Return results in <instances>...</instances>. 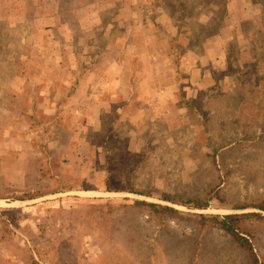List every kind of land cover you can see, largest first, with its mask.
<instances>
[{"label":"rangeland","instance_id":"obj_1","mask_svg":"<svg viewBox=\"0 0 264 264\" xmlns=\"http://www.w3.org/2000/svg\"><path fill=\"white\" fill-rule=\"evenodd\" d=\"M130 1L0 0V264H251L199 220L264 216V32L192 68L223 0ZM241 226L264 264V219Z\"/></svg>","mask_w":264,"mask_h":264},{"label":"crops","instance_id":"obj_2","mask_svg":"<svg viewBox=\"0 0 264 264\" xmlns=\"http://www.w3.org/2000/svg\"><path fill=\"white\" fill-rule=\"evenodd\" d=\"M134 2L133 0L130 1L132 5ZM223 21L222 24L218 27V29L213 32L205 35L204 41L201 47L199 46H192L187 48V46L181 48V53L185 54L181 56L182 59L187 58L186 61L193 63V67L199 68V64H204L207 62L214 67L219 66L220 64H224L227 62L228 58V42L230 39H234L236 44L239 46L240 52L244 53L249 50L250 48L244 45L242 42V38H245L250 35V30L254 29L253 31H261L264 32V0H223ZM212 5H207V7H203L201 5L199 7L200 11L197 15V21L203 25H209L212 21L215 20V10H216V2H212ZM126 5V4H124ZM128 5V4H127ZM135 14L133 13V18L131 16H127L128 19H135ZM121 18H124L121 16ZM154 38V37H153ZM151 38V39H153ZM155 40V38H154ZM185 45V44H184ZM145 51L147 53H154L157 52L158 56L154 57V62L149 64V68L151 67H163V63H170V57H163L160 55L161 46L148 45L146 46ZM162 56V57H160ZM150 60V59H149ZM138 67V66H137ZM201 68V67H200ZM153 76L152 74L148 73V76L145 77V81L153 79V83L158 85L157 77ZM140 79V78H139ZM138 79V81H139ZM156 98H146L149 100L155 99L156 102L160 103V107H164V103L166 105L167 102L170 101V97L173 95L172 93H165L163 89L160 87L159 90H156ZM189 98H186L188 101ZM146 102V100H143ZM185 102V106L188 102ZM167 106V105H166Z\"/></svg>","mask_w":264,"mask_h":264},{"label":"trees","instance_id":"obj_3","mask_svg":"<svg viewBox=\"0 0 264 264\" xmlns=\"http://www.w3.org/2000/svg\"><path fill=\"white\" fill-rule=\"evenodd\" d=\"M190 202L194 208L203 209L208 207V202L203 201L202 199H192ZM134 203L139 206H147L155 215L159 217H163V215H166L167 217H174L177 214V210L170 206L146 202L142 200H136ZM259 209L264 210V206H259ZM200 217L201 218L199 220V226L201 228L206 225H217L221 230L226 232L233 239V241H235L238 246L247 254L251 264H258L257 257L253 252L250 242L247 238L241 235V233H246L243 232L245 230H243L241 223L244 220L253 217L264 219V216L252 212L240 214L229 213L222 216L215 214L206 216L204 214H200Z\"/></svg>","mask_w":264,"mask_h":264}]
</instances>
